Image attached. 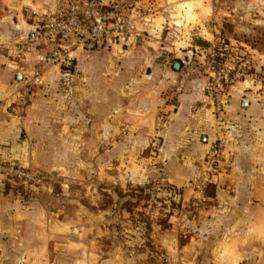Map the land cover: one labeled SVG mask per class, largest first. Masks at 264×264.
<instances>
[{"label":"crops","instance_id":"obj_1","mask_svg":"<svg viewBox=\"0 0 264 264\" xmlns=\"http://www.w3.org/2000/svg\"><path fill=\"white\" fill-rule=\"evenodd\" d=\"M263 1L137 0L132 10L136 31L125 44L89 48L74 43L72 66L48 68L18 118L8 104L17 97L39 51L33 12L53 10L56 0H0V47L6 48L0 53V156L52 169L56 159L46 163L44 157L57 155L62 143L66 149L75 144L79 150L81 139L107 137L112 124L120 122L130 127L127 136L134 131L137 138H150L147 133L161 136L162 142L156 139L161 142L159 156H184V162L174 164L180 171L219 141L224 165L217 190L221 214H258L256 210L264 209V200L258 197L264 190V99L237 81L223 94L227 117L217 120L204 80L191 78L177 92L179 71L166 58L186 55L189 48L199 46L196 39L212 40L225 17L239 29ZM18 42L24 43L19 50ZM160 109L168 119L156 130ZM142 122L145 130H140ZM102 126L104 130H98ZM2 198L0 264H33L38 260L31 252L42 250L31 243L27 221L33 214H10L2 209Z\"/></svg>","mask_w":264,"mask_h":264},{"label":"rangeland","instance_id":"obj_2","mask_svg":"<svg viewBox=\"0 0 264 264\" xmlns=\"http://www.w3.org/2000/svg\"><path fill=\"white\" fill-rule=\"evenodd\" d=\"M260 7L239 29L225 17L209 46L189 48L180 57L176 84L183 76L184 86L203 79L217 120L227 117L223 94L237 81L264 99V1ZM167 119L160 109L155 129ZM126 125L114 122L107 137L81 139L79 150L62 143L57 155L44 157L46 163L56 159L55 168H38L43 180L33 194L15 183L1 185L2 209L33 214L27 221L31 243L42 246L31 252L38 260L33 264H264V209L219 210L222 158L217 171L210 170L209 147L188 169L175 170L184 156L160 157L161 136H127ZM146 128L140 123V130ZM258 197L264 200V190Z\"/></svg>","mask_w":264,"mask_h":264},{"label":"built area","instance_id":"obj_3","mask_svg":"<svg viewBox=\"0 0 264 264\" xmlns=\"http://www.w3.org/2000/svg\"><path fill=\"white\" fill-rule=\"evenodd\" d=\"M136 1L56 0L53 10L42 14L33 12L39 27V51L31 71L24 76L17 89V97L8 104L9 111L21 118L34 88L42 83L45 71L52 66L63 69L72 66L74 43L82 47L90 43L125 44L136 31L132 14ZM23 45L18 42L17 49ZM184 82L183 76L176 84L177 92L183 89ZM221 158L222 148L219 143H214L207 151L209 169L217 171ZM42 180L43 175L38 168L0 156V185L15 183L25 194H33Z\"/></svg>","mask_w":264,"mask_h":264},{"label":"trees","instance_id":"obj_4","mask_svg":"<svg viewBox=\"0 0 264 264\" xmlns=\"http://www.w3.org/2000/svg\"><path fill=\"white\" fill-rule=\"evenodd\" d=\"M196 43L201 47H205V46L210 45V43L208 41L203 40L201 38L196 39ZM181 66H182V60L180 58H174L173 63H172V67L174 69H176L177 71H179Z\"/></svg>","mask_w":264,"mask_h":264},{"label":"water","instance_id":"obj_5","mask_svg":"<svg viewBox=\"0 0 264 264\" xmlns=\"http://www.w3.org/2000/svg\"><path fill=\"white\" fill-rule=\"evenodd\" d=\"M94 46H95V44H93V43H90L88 45L89 48H93ZM17 77H18V79H20V75L19 74L17 75ZM246 104H247V99L245 97H243L242 100H241V105L245 106Z\"/></svg>","mask_w":264,"mask_h":264}]
</instances>
